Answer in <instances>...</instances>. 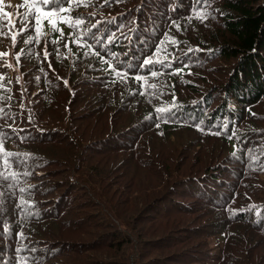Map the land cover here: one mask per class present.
I'll list each match as a JSON object with an SVG mask.
<instances>
[{"label":"trees","instance_id":"16d2710c","mask_svg":"<svg viewBox=\"0 0 264 264\" xmlns=\"http://www.w3.org/2000/svg\"><path fill=\"white\" fill-rule=\"evenodd\" d=\"M8 1L0 0V17L12 14L15 27L0 37V52L12 48L11 63L0 62V153L12 155H0V264H264V113L256 111L264 0H76L64 15L80 24L58 23L53 33L45 19L40 34L24 21V0ZM213 16L220 27L204 46L227 61L222 101L212 107L210 93L196 103L174 99L141 118L160 129L189 118L224 140L222 159L185 172L174 156L143 148L138 137L150 127L98 123L106 99L137 96L171 70L173 85L174 73L188 72L174 52L193 48L182 45L188 27ZM11 31L20 33L15 47ZM66 108L68 121L52 117ZM247 164L255 177L243 181ZM225 172L234 175L231 195ZM220 236L214 257L209 239Z\"/></svg>","mask_w":264,"mask_h":264},{"label":"rangeland","instance_id":"374dc122","mask_svg":"<svg viewBox=\"0 0 264 264\" xmlns=\"http://www.w3.org/2000/svg\"><path fill=\"white\" fill-rule=\"evenodd\" d=\"M138 2L139 1L136 3ZM7 3L15 6L20 5V3L13 0L6 2L5 5ZM126 5H128V3L124 1V6ZM108 9L111 10L110 7ZM114 12L115 11H113V13ZM124 18H126L125 25L130 28L129 24L131 23L132 25L134 22L133 16L130 15V11L125 14ZM206 22L207 23L200 22L188 27V31H190L189 39L182 40V45L189 44L192 45L193 48L174 52L178 55L175 61L178 59L186 60V62L182 64L189 67L188 72L184 74L174 73L175 82L173 85L172 82L174 80L170 79L168 76V74L172 73L171 70L148 81L146 84L143 83L142 87L144 91L137 96H134L130 89L132 94L129 97L127 96L121 99L119 96L114 101L106 99L107 104L105 105V111L107 114L102 115L98 123L100 125L107 124L108 126H111V123L122 124L124 126L130 125V129L134 126L139 127L140 125L150 127V130H148L144 136L138 137L143 142V148L147 149V146L150 145L154 147L155 151L160 150L161 154L165 157L174 156L175 159L182 161V168L185 172H189V169L204 170L207 167L205 166L206 162L209 163L212 160L213 164L222 159L226 153V143L224 140L219 136L208 134L204 131L205 129L201 124L194 123V121L189 118H184L185 120L170 118L169 122H172V125L167 129L156 128L150 122L149 118H144L142 121L141 118L145 115L149 107L165 106L170 104L174 99L182 101L183 104L196 103L210 93L213 95L211 100L212 107L222 101L221 93H223V88H219V86L223 84L225 73L229 70L226 66L227 61L225 62L223 58L217 57V54L213 57L207 56L205 53L207 46H204L208 37L218 32L220 22L216 16H213ZM42 26L43 28H48V24H43ZM191 27H193L192 32L190 30ZM11 34L13 35V31H11ZM11 49L12 48H9L8 50L9 63H11ZM193 52L194 54H192ZM63 72L65 73L67 71ZM127 81L128 80H122L117 86L121 90L128 92L129 83ZM131 85H134L132 81L130 82V86ZM172 86L174 90H172ZM72 91H74L73 87ZM64 98L65 97H63V99ZM69 100V94H66L65 104L69 107L72 106L76 108L77 105L75 103L71 105V101ZM69 109L70 108H66V110H63L65 111L64 116L54 109L55 113L52 117L57 119L62 118L63 121H68ZM256 111L264 113V100L257 106ZM157 117L158 116L155 114L153 119ZM135 122L137 123L135 124ZM257 124L264 126V120L259 121ZM245 169L248 176L245 177L243 181H249L250 177H255V168L247 164L245 165ZM221 177L227 180V185L224 187L228 188V193L231 195L232 191H234V182L232 183L230 181H234V175L230 172H225L221 173ZM261 178L264 182V174H262ZM218 185L220 187V184ZM235 187V191L241 190L245 192V187L241 186L240 183L235 184ZM209 242L212 247L213 256H219V246L222 243L221 236L218 238L211 237ZM210 263L213 264L214 261Z\"/></svg>","mask_w":264,"mask_h":264},{"label":"snow or ice","instance_id":"6c2138e0","mask_svg":"<svg viewBox=\"0 0 264 264\" xmlns=\"http://www.w3.org/2000/svg\"><path fill=\"white\" fill-rule=\"evenodd\" d=\"M76 0H24V4L21 5V7H24L25 5L28 6V12L24 16V21L25 23L28 22L29 19H33L35 21V24L37 25L36 27V32L38 34L41 33L42 31V25L43 21L45 19L48 20L49 25L51 26L52 32L55 33L57 31V24L58 23H65L69 25L70 27H74L78 24H80L82 21L75 19L73 17H70L68 15H64L67 12H70V8H65L63 5L65 4H70V3H75ZM82 2V0H81ZM200 0H197V3H199ZM50 8L52 11H41V8ZM11 15L10 13H3V16L0 17V37H3L5 35V27L8 28H14L15 23L11 20ZM198 16L203 18L204 14L203 13H198ZM5 17H7V21L5 22ZM23 27V26H22ZM20 33H16L11 35V39L13 41V47H15L16 42H17V36ZM61 35L63 33L61 32ZM51 39V37H49ZM27 43H32V40L26 41ZM52 43H56L55 40H52ZM67 46V45H65ZM9 53L7 52H0V62H2L3 58L7 57ZM14 55V53H13ZM45 57H47L48 53L45 51L44 53ZM145 64L151 63L150 60H145ZM11 66V65H9ZM153 76L156 75L155 72L152 73ZM137 80L140 79V77H136ZM66 83V82H65ZM0 111H3L0 109ZM157 111H164L163 109H158ZM6 137L4 136L3 132H0V143L3 142V140ZM0 155H3L4 157L11 156L12 153H7L3 152L0 153ZM5 163H7V160H5Z\"/></svg>","mask_w":264,"mask_h":264}]
</instances>
